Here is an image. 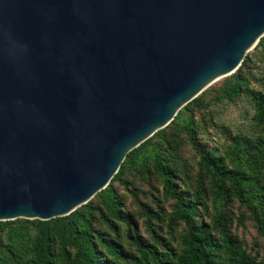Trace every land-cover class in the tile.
<instances>
[{"label": "water", "instance_id": "obj_1", "mask_svg": "<svg viewBox=\"0 0 264 264\" xmlns=\"http://www.w3.org/2000/svg\"><path fill=\"white\" fill-rule=\"evenodd\" d=\"M264 37V0H0V222L71 216Z\"/></svg>", "mask_w": 264, "mask_h": 264}, {"label": "trees", "instance_id": "obj_2", "mask_svg": "<svg viewBox=\"0 0 264 264\" xmlns=\"http://www.w3.org/2000/svg\"><path fill=\"white\" fill-rule=\"evenodd\" d=\"M260 45L264 47V37ZM247 63L245 58L240 69L231 76L233 82L229 88L218 92L217 100H235L242 94L248 95L256 109L254 119L259 129L258 137L234 134L223 128L231 142L228 154L219 155L209 149L200 141L194 120L195 112L206 103L204 92L185 106L168 126L186 135L196 153L200 170L195 181L197 187L187 188L190 176L169 164L162 149L153 154V172L162 181L164 195L174 201L166 237L152 224L159 214L146 206L142 215L147 217L144 226L150 238L142 236L134 216L122 211V202L113 184L128 187L123 180L128 168L137 165L143 151L150 148L152 139L166 140L168 127L127 155L111 184L94 198L102 199L99 208L93 199L71 216L51 221L32 220L37 232L29 249L31 258L24 264H62L63 260L69 264H264V256L261 259L252 256L233 235L234 217L228 211L230 205L237 204L244 210L238 217V225H244L248 218L264 240V94L249 89L242 70ZM183 110L191 113L187 122L182 119ZM211 196L214 197L213 205L221 201L223 208L208 216L206 201ZM97 215L107 223V230L96 228ZM206 216L210 218L208 224L203 220ZM116 222L124 227V235L114 224ZM6 224L0 222V232ZM179 226L185 230L177 235ZM22 237L24 232L20 230L12 236L11 246L0 244V264L22 263L12 251L14 243ZM124 241L130 244V250L124 248Z\"/></svg>", "mask_w": 264, "mask_h": 264}, {"label": "rangeland", "instance_id": "obj_3", "mask_svg": "<svg viewBox=\"0 0 264 264\" xmlns=\"http://www.w3.org/2000/svg\"><path fill=\"white\" fill-rule=\"evenodd\" d=\"M246 58L248 63L242 70L248 79V87L250 90L264 94V47L259 43ZM231 82H233V78L229 76L208 88L205 91L206 105L204 104L203 108L201 107L202 109L197 110L194 114L195 127L200 141L219 155H227L231 146L230 140L222 131L223 128H228L234 134H242L251 138L258 137L259 134L254 119L256 116L255 105L248 95L242 94L235 100L224 99L220 102L217 100L218 92L229 88ZM190 118L191 113L183 110L182 119L187 122ZM165 131L166 140L158 137L152 139L150 148L143 151L137 165L134 168H128L123 176L128 187L119 183L113 184L117 197L122 202V211L134 216L139 233L146 239H149L150 235L144 226L147 217L142 215L143 207L146 206L155 214H159L157 219H153L152 224L155 228L160 229L159 233L163 237L167 236V222L174 211V201L164 195L162 181L153 172L152 157L155 150L162 149L169 164L176 166V169L181 173L190 176L191 181L187 185L189 189L193 188L192 190H194L197 187L195 181L200 172L198 158L187 136L178 132L173 126L168 127ZM107 199L110 200V197L108 196ZM101 202L102 199L98 198L93 201L97 208L101 206ZM206 203L209 210L208 216L218 213L223 208L221 201L213 205V196ZM228 211L234 217L231 227L233 235L239 239L242 246L252 256H259L261 259L264 256V240L259 236L255 225L247 217L244 225H238V217L244 213V210H241L237 204L230 205ZM208 216L203 219L207 224L210 222ZM32 222V220L25 221V219L8 221L3 231L0 232V244L9 247L13 242L12 236L17 231L23 230L24 237L14 243L12 250L21 258V264L31 258L29 249L37 232ZM114 224L120 227V233L124 235V227L119 222ZM95 225L100 230L108 228L107 223L98 215ZM61 227L63 228V226ZM184 230L183 226H179L177 235L183 233ZM123 246L126 250H130V244L127 241L123 242ZM62 264L69 263L63 260Z\"/></svg>", "mask_w": 264, "mask_h": 264}]
</instances>
